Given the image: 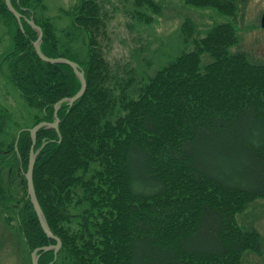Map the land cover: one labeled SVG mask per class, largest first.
<instances>
[{
    "label": "trees",
    "instance_id": "obj_1",
    "mask_svg": "<svg viewBox=\"0 0 264 264\" xmlns=\"http://www.w3.org/2000/svg\"><path fill=\"white\" fill-rule=\"evenodd\" d=\"M38 1L10 0L23 15L21 27L0 0L10 38L0 67L23 108L33 110L30 122L10 136L4 127L15 112L0 106V212L15 219L30 252L55 240L42 230L27 195L29 131L19 133L17 149L13 143L19 129L52 121L54 103L80 82L70 65L38 56L36 31L25 17L42 28V51L76 61L86 79L84 93L57 112L60 135L54 128L37 131L35 149L45 143L33 167L34 188L61 241L56 255L40 251L38 264H249L243 260L248 251L262 255L264 264L260 231L236 218L264 199V61L237 46L233 24L249 0H183L230 19L196 36L184 21L185 41L193 46L144 79L129 78L124 88L113 81L98 38L106 27L100 0L66 9L88 38L85 51L75 53L59 49L52 22L37 13ZM133 4L145 21V9L161 6ZM17 176L20 198L5 184Z\"/></svg>",
    "mask_w": 264,
    "mask_h": 264
},
{
    "label": "rangeland",
    "instance_id": "obj_2",
    "mask_svg": "<svg viewBox=\"0 0 264 264\" xmlns=\"http://www.w3.org/2000/svg\"><path fill=\"white\" fill-rule=\"evenodd\" d=\"M77 1L39 0L36 5L38 15L43 18L48 17L52 22L59 41V49L66 48L71 53L85 51L88 40L85 31L72 23L71 15L66 11ZM156 1L160 2V9L157 12L145 9L148 17L145 21L137 16L134 0H100L106 27L98 38L117 88H124L129 78L136 77L135 81L144 79L182 51L191 48L192 42L185 41L186 33L182 29L184 21L192 22V35L196 36L203 35L207 26L214 22L230 19L211 9L193 8L183 0ZM263 11L264 0H249L246 6H242L233 23L240 35L237 46L245 49L256 61H264V26L261 22ZM8 48H10L9 33L0 20V59ZM3 71L2 65L0 106L15 112V117L12 116L13 121L7 122L4 127L6 133L11 136L16 126L30 122L33 110L23 108L20 96L6 81ZM20 182L21 176H17L5 183L16 198H20L23 194L21 189L23 184ZM1 215L10 216L5 212ZM1 215L0 264H31L30 251L23 236L13 228L16 224L15 219L9 217V220H5ZM236 218L239 222L257 227L264 247V199L251 202L243 212L236 214ZM76 222L75 219L72 221L73 227ZM243 260L244 263L261 264L263 257L248 251L244 254Z\"/></svg>",
    "mask_w": 264,
    "mask_h": 264
},
{
    "label": "water",
    "instance_id": "obj_3",
    "mask_svg": "<svg viewBox=\"0 0 264 264\" xmlns=\"http://www.w3.org/2000/svg\"><path fill=\"white\" fill-rule=\"evenodd\" d=\"M4 4L6 8L13 14V16L16 17L19 25L22 27L21 18L23 17V15L15 7L12 6L10 0H4ZM25 19L28 22V24L36 31V39L33 41V47L36 53L38 54V56L42 60L48 61L50 63H66L70 65L74 74L76 75V77L79 79V82H80V87L74 94L63 96L54 103L52 121L41 120L35 123L34 125H32L31 127H25V128L19 129L16 134L15 143H13L15 144V149H17V140H18L19 133L22 130L29 131L32 142H31L30 149H29L27 169L24 173L25 178H26L27 195L29 196L33 209L36 212V215H37V218L39 220V224L42 230L44 231V233L47 235L48 238L55 240L54 243L37 246L30 252L31 264H38L40 251L52 250L54 255H56L57 251L59 250L61 246V241H60V238L52 232L47 222L46 216L44 215V212L38 202L35 188H34L33 167H34L37 154L39 153V151L41 150V148L44 146V143H45V142H42L41 145L35 149L37 131L41 127L54 128L57 131V133L60 135L59 127H58L59 117L57 115V112L63 102L67 103L68 105H71L75 100H77L84 93L86 89V79L84 76L83 69L76 61L68 57H65V56H54L53 57V56L46 55L41 49V40H42V34H43L41 26L38 25L34 21V19L30 16L25 17ZM261 22H262V25L264 26V11L261 15Z\"/></svg>",
    "mask_w": 264,
    "mask_h": 264
}]
</instances>
